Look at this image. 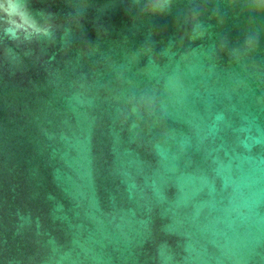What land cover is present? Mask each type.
<instances>
[{
    "label": "water",
    "instance_id": "1",
    "mask_svg": "<svg viewBox=\"0 0 264 264\" xmlns=\"http://www.w3.org/2000/svg\"><path fill=\"white\" fill-rule=\"evenodd\" d=\"M32 7L81 26L0 33V264H264V17L225 0L143 20L133 0ZM196 7L207 32L181 45Z\"/></svg>",
    "mask_w": 264,
    "mask_h": 264
},
{
    "label": "clouds",
    "instance_id": "2",
    "mask_svg": "<svg viewBox=\"0 0 264 264\" xmlns=\"http://www.w3.org/2000/svg\"><path fill=\"white\" fill-rule=\"evenodd\" d=\"M229 10L240 8L249 17H264V0H225ZM133 4L139 7L137 20L144 18H162L171 12L173 0H133ZM204 9L196 7L187 12L182 22L176 21V27L181 32L179 43L182 45L185 39L189 42L203 39L207 28L201 20ZM131 12V8L127 10ZM213 16H219V10H213ZM57 14L53 11L34 9L32 0H0V33L6 41L26 43L36 38H51L54 36V29L62 27L63 37H69L74 29L81 26L79 21L68 19L64 24H57ZM218 23L223 25L224 20L219 19ZM251 25V19L249 20ZM258 36L251 34L245 37L242 48H233L231 57L239 62L242 57L253 52L258 45ZM226 44L221 42L219 49L224 51ZM96 51L95 48L85 47L80 50L81 56H88ZM144 52L151 57L152 48L146 47ZM12 49H8L5 55H11ZM139 55V54H137ZM155 63V60H152ZM143 107L149 119L155 115V100L152 97H143Z\"/></svg>",
    "mask_w": 264,
    "mask_h": 264
}]
</instances>
